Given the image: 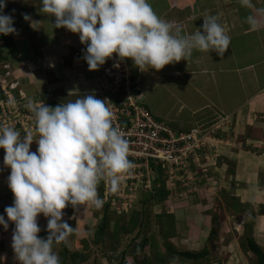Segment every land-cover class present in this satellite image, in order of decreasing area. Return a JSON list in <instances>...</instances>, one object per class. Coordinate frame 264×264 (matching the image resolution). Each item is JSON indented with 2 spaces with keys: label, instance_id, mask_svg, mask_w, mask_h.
I'll list each match as a JSON object with an SVG mask.
<instances>
[{
  "label": "clouds",
  "instance_id": "1",
  "mask_svg": "<svg viewBox=\"0 0 264 264\" xmlns=\"http://www.w3.org/2000/svg\"><path fill=\"white\" fill-rule=\"evenodd\" d=\"M7 2L0 0V35L17 34L13 16L4 14ZM239 3L253 10L246 18L251 30L264 26V8H257L254 0ZM42 4V11L55 17L54 27L79 34L87 45L83 58L90 71L113 54L121 61L131 59L141 71H159L187 61L194 50L223 56L231 44L218 15L204 18L202 32L174 34L173 25L156 14L148 0H42ZM23 18L32 19L28 14ZM29 108L38 138L31 131L21 138L14 127L0 126V149L5 151V167L11 169L7 182L14 194L13 205L5 208L8 220L0 215V225L7 230L8 221L15 224L11 246L20 264H60L54 245L66 242L76 230L64 220V210L69 205L76 211L86 205L102 208L100 182L107 181L115 193L134 165L128 158L129 141L114 126L106 102L95 95L56 107ZM34 141L38 148L31 151ZM41 214L48 220L46 239L38 235Z\"/></svg>",
  "mask_w": 264,
  "mask_h": 264
},
{
  "label": "rangeland",
  "instance_id": "2",
  "mask_svg": "<svg viewBox=\"0 0 264 264\" xmlns=\"http://www.w3.org/2000/svg\"><path fill=\"white\" fill-rule=\"evenodd\" d=\"M37 1L39 2V0H8L4 10H13L23 4L32 8L31 16L35 18L37 11L35 13L34 10H37L39 6ZM150 1L148 0V2ZM221 1L226 0H197V5L200 6L199 2H201L204 10L207 11L210 6H218L217 2ZM215 11L217 10H213V12ZM246 11V9L236 8L237 17L242 14L245 17ZM52 25L50 22V26ZM72 36L73 34L69 39ZM69 39L71 56L83 59L84 55L77 56V53L83 50L82 53L85 54L87 45ZM0 56L2 58L0 59V73L5 77L3 78L4 82L0 83V90L4 88L3 85L5 86L6 82L7 86L15 84L17 89L14 90V97L19 99L22 94L20 81L22 78H18L14 74L13 67L7 60L10 54L4 45L2 35H0ZM121 69L125 70L122 73L123 80L125 81V76H127L134 83L133 99L139 100L141 104L147 106L156 118L169 124L175 130H180L176 126H179L177 122L182 120L184 127L187 128L191 123H195L192 128L203 131L204 135L198 137L201 152L200 155L194 156L193 160H188L186 172L180 170L174 171L173 174H166L164 171L162 176V170L158 168V165L150 162L152 171L147 177L146 175L142 176L145 170L134 168V171L132 168L131 173L138 175L132 186L133 191L120 198H105L106 181H101L98 185V194L104 201L102 208L97 209L94 206L86 205L76 211L69 205V210L67 208L64 210V220L76 230L66 242L54 245V251L60 258V264H258V257L249 248V240H252L249 237V230L246 233L242 231L239 220V224L232 227L226 217H215L214 237L206 238L205 228H213L211 217L207 216L209 215L208 211L212 208V201H209L206 196L202 198L201 196L205 192L216 195L220 192L218 203L215 204L217 207H214L217 214L226 210L224 204L227 201L228 204H233L234 211H230L232 215L243 210L239 208L240 200L235 195V188L239 187L238 183L227 184L232 182L229 181L232 178L229 174L233 172L235 177L234 170L232 171L228 165L220 168L223 171L221 173L213 169L216 165L220 166L222 159L220 157L218 159L217 154L223 146H226V143L230 145L231 149L237 145L236 147L250 150L252 149L251 140L257 146H264L260 143L264 140L261 137L264 135V119L250 121L247 117L249 113H243L240 110H236L231 115H225L221 112L222 102L212 105L211 108L204 107V105L197 107L198 102L194 100L195 97L192 96L191 90L185 95H183L185 92L180 94L182 89H179V85L170 83L169 78L163 80L162 72H154L150 69L141 71L131 59L123 60ZM94 72L96 74L93 82L95 81L99 94L102 92L109 97L110 101L117 104H120L121 101L127 102L123 89L116 91L115 85L107 83L101 72L98 70H94ZM122 78L120 79L122 80ZM183 83L185 84V82ZM22 95L25 97L22 110L30 102L36 104L40 101L49 107H56L67 102V98L62 94L55 96V99L49 97L45 100L46 103L40 98L28 97L25 92ZM221 95L225 96L227 92L222 91ZM222 96L220 99L225 100L226 98ZM75 100L76 98L71 99V102ZM101 100L104 101L105 96ZM192 102L195 107L191 106ZM10 107L12 113L8 115V118L1 117L0 112V126L14 127L19 120L23 119V116L20 115L22 110L17 111L13 105ZM188 109L191 110L190 114L187 113ZM252 114L256 113L249 115ZM242 115H245V118ZM30 125L27 124V128H30ZM26 133L28 130L21 134V138ZM32 133L34 138H38L36 131ZM229 135L231 136L230 141H228ZM203 145L205 146L203 147ZM37 148L38 144L34 141L30 150L36 151ZM0 156H5L3 149H0ZM241 160H246V155H243L239 161ZM233 163L235 167L238 166L237 159ZM197 175L202 182L197 178ZM148 179L151 181L149 187ZM196 179L199 184L195 183ZM3 180L7 182L8 178L5 177ZM163 180L169 194L167 197L161 198V196L158 197L157 190ZM120 185L123 187L122 184ZM121 186L119 187L120 191H117L118 194L122 193ZM222 199L223 201H220ZM214 208L212 209L214 210ZM70 217H72V221H69ZM224 219L226 222L222 224ZM41 223L46 229L47 227L45 228L44 225L47 222ZM1 230H3L2 225H0V233H2ZM43 233L44 231L40 232L39 237ZM200 234L201 238L199 239ZM43 235L41 238L46 239V235ZM203 250H207L208 255L201 260L192 261L181 256L184 252L199 253Z\"/></svg>",
  "mask_w": 264,
  "mask_h": 264
},
{
  "label": "crops",
  "instance_id": "3",
  "mask_svg": "<svg viewBox=\"0 0 264 264\" xmlns=\"http://www.w3.org/2000/svg\"><path fill=\"white\" fill-rule=\"evenodd\" d=\"M149 3L162 20L173 25L174 34L186 36L198 30L202 32L204 18L208 15H218L219 22L225 28L226 34L231 37L230 47L223 56L215 51L207 53L194 50L187 61L181 60L166 65L159 71L150 70L162 72L163 80L169 78L170 83L179 85V89H182L180 94L185 92L183 93L185 95L191 90L192 96L195 97L194 100L198 102L197 107L204 105V107L211 108L212 105L222 102L223 109L221 112L225 115H231L236 110H240L243 113H256L247 115L250 121L263 120L264 26L256 31L251 30L246 18L253 14V10L242 7L236 0L217 2L218 6H210L207 11L204 10L201 2H199L200 6L197 5V0H151ZM254 3L257 8H264V0H254ZM38 4V9L34 10L35 13L37 11L35 18L31 16L33 14L32 8L23 4L13 10H4L5 15L13 16V26L17 29V34L11 35L16 44L18 56H9L7 60L10 61L14 74L18 78H22L20 80L22 94L25 92L28 97H35L34 99L42 97L55 99V96L62 94L63 97L67 98L66 103L71 102V99L76 98L77 100L90 94L95 95L98 99L104 97L102 92L98 93L96 83L93 82L96 73L89 70L86 60L71 56L68 39L73 34L71 39L79 43L81 42L79 34H70L66 28L54 27L55 17L42 11V0H39ZM236 8L246 9L249 12L246 11L245 17L243 14L237 17ZM215 9L217 11L213 12ZM24 14L30 15L31 21H25ZM50 22L53 24L52 26H50ZM33 23L35 24L33 25ZM222 91L227 92V95L222 96ZM221 96L226 99H220ZM193 102L191 106L195 107ZM187 113L190 114L191 110L188 109ZM242 116L245 118V115ZM181 121L177 122L179 126L176 127L178 129L182 131L194 129L192 127L195 123H191L186 128L184 122ZM170 123L172 125L171 121ZM261 137L264 138V135ZM230 140L231 136L229 135L228 141ZM251 143L252 149L250 150L236 147L237 145L231 149L230 145L226 143V146H223L217 154L218 159H222L220 166L216 165L213 169L221 173L223 171L220 168L228 165L232 171L234 170L236 175L234 177L233 172L232 175L229 174L232 176L229 181L232 182L227 184L238 183L239 187L235 188V195L240 200L239 208L245 211L242 210L232 215L230 211L234 208L233 204H228L227 201L224 204L226 210L217 214L214 207L218 203L220 192L218 195L205 192L201 198L206 196L209 201H212L214 210L210 208L209 215L206 214L211 217V220L215 216L226 217L232 227L241 222L242 231L246 233L249 230V237L264 251V146H257L253 140ZM260 143L264 145V140ZM243 155H246V160L239 161ZM3 158H0V215H4L7 221L5 208L13 205L14 195L11 194L12 191L8 187V182L3 180L5 177L8 178L11 171L10 168L5 167ZM234 158L238 160L237 167L234 166ZM197 178L201 180L199 175ZM69 208L68 206L67 209L69 210ZM71 218L69 221H72ZM41 222L48 223L42 214L38 217V225L41 232L44 231L43 234L47 237L49 235L46 228L47 224L44 225L46 228L44 229ZM223 222H226V219L222 221V224ZM8 223V229L5 230L3 227L2 233H0V241L2 240L0 264H20L11 246L15 224L11 221ZM205 229L206 238H209L212 229L209 227ZM43 234L40 237H43ZM198 238H201V234Z\"/></svg>",
  "mask_w": 264,
  "mask_h": 264
},
{
  "label": "built area",
  "instance_id": "4",
  "mask_svg": "<svg viewBox=\"0 0 264 264\" xmlns=\"http://www.w3.org/2000/svg\"><path fill=\"white\" fill-rule=\"evenodd\" d=\"M82 51L78 52L77 56L80 54L84 55ZM122 62L123 61H121L116 54H113V58L108 59L105 66H100L98 71L106 78L107 83L110 82L115 85L116 91L123 89L126 93L127 102L121 101L120 104H117L110 101L107 95H105L104 101L113 113L114 126L120 128L125 138L129 141L130 153L128 158L133 162V169H143L145 172L143 171L142 176L146 175L149 177V173L152 171L150 162H154L160 166L166 174H173L174 171L180 170L181 172H186L188 170L186 164H188L191 159L193 160L194 156L200 155L201 148L198 137L204 135L203 131L197 128L190 131L175 130L169 124L156 118L139 100L133 99L132 91L134 89V83L131 82L130 78L127 76H125L126 80H123L122 73L125 70L121 69ZM3 78L5 77L0 73V83L4 82ZM120 78H122V80ZM3 87L4 88L0 90V93L4 95L0 100V112L1 117L8 118V115L12 113L10 105H13L17 111L22 110L25 97L22 94L19 96V99L14 97V90L17 89L15 84L7 86L6 82ZM105 89L107 90L106 84ZM10 100L13 101V103L10 104ZM30 104L35 103L30 102L26 108L21 111L20 115L23 116V119L19 120V122L14 125V128L19 131L20 134L26 130H28V132L36 131L35 116L29 108ZM39 104L44 103L39 101L36 102L35 105ZM27 124H31L30 128H27ZM204 146L205 145H203V147ZM137 177V174L133 175V173H131L122 179L121 184L123 187L120 185L122 187L121 194L117 192L113 193L110 190L109 183L106 181L105 198H120L124 195L131 194L133 191L132 186ZM195 183H197V179ZM147 184L148 187L151 184L149 179L147 180Z\"/></svg>",
  "mask_w": 264,
  "mask_h": 264
},
{
  "label": "trees",
  "instance_id": "5",
  "mask_svg": "<svg viewBox=\"0 0 264 264\" xmlns=\"http://www.w3.org/2000/svg\"><path fill=\"white\" fill-rule=\"evenodd\" d=\"M2 39L4 41V45L7 49V51L9 52L10 56L11 57H16L18 56V50H17V47H16V44L12 38V35H2ZM0 59L1 56H0ZM3 93H0V99L3 98ZM47 98H40V100L44 101L46 103V100ZM159 169L160 166H158ZM162 170V169H161ZM163 170L161 171V175L163 176ZM157 193H158V197L161 196L162 197H167L168 196V192L166 190V183L165 181L163 180V182L161 183V185H159L158 187V190H157ZM160 198V199H161ZM159 199V200H160ZM173 217V216H171ZM215 217H218V216H215ZM215 217H213L212 219V231H211V234H210V237L209 239H212L214 237V233H215ZM249 248L250 250L258 257V264H264V252L263 250L255 243L253 242L252 240H249ZM208 255V251L207 250H203L202 252H199V253H193V252H184L181 254L182 257L188 259V260H192V261H197V260H201L203 258H205L206 256Z\"/></svg>",
  "mask_w": 264,
  "mask_h": 264
}]
</instances>
